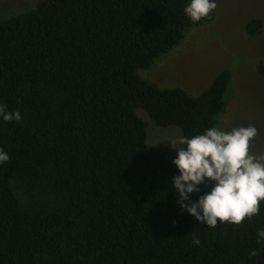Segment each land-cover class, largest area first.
<instances>
[{
	"label": "trees",
	"instance_id": "trees-1",
	"mask_svg": "<svg viewBox=\"0 0 264 264\" xmlns=\"http://www.w3.org/2000/svg\"><path fill=\"white\" fill-rule=\"evenodd\" d=\"M188 3L41 0L0 19V104L22 116L0 117L9 155L0 164V264H264L256 235L264 201L239 226L210 228L182 211L177 151L149 145L137 114L176 125L184 138L218 127L229 70L198 95L138 72L211 19L192 22ZM245 28L256 36L263 20Z\"/></svg>",
	"mask_w": 264,
	"mask_h": 264
},
{
	"label": "rangeland",
	"instance_id": "rangeland-1",
	"mask_svg": "<svg viewBox=\"0 0 264 264\" xmlns=\"http://www.w3.org/2000/svg\"><path fill=\"white\" fill-rule=\"evenodd\" d=\"M41 0H0V19L35 8ZM209 21L190 27L180 45L139 75L156 82L161 88L181 87L198 95L222 70L230 72L227 103L218 127L231 130L254 125L258 135L250 152L264 154V0H217ZM263 20V30L256 36L246 33L252 18ZM263 70V72H261ZM137 114L146 121V142L167 146L183 139L176 125L157 126L143 109Z\"/></svg>",
	"mask_w": 264,
	"mask_h": 264
},
{
	"label": "clouds",
	"instance_id": "clouds-1",
	"mask_svg": "<svg viewBox=\"0 0 264 264\" xmlns=\"http://www.w3.org/2000/svg\"><path fill=\"white\" fill-rule=\"evenodd\" d=\"M217 0H190L183 9L192 22L206 19L217 8ZM0 117L4 121H20L19 110L8 112L0 104ZM258 135L254 125L223 130L212 126L203 134L171 142L173 148H180L172 163L179 171L172 178L173 187L178 193L177 203L197 221L210 228L229 223L241 225L246 219L251 221L260 214V202L264 201V154L250 152L251 142ZM9 161V155L0 149V164ZM211 190L192 201L190 194L199 193L200 186ZM257 243L264 242V229H257ZM191 243L200 245L198 237ZM251 250L249 256H258Z\"/></svg>",
	"mask_w": 264,
	"mask_h": 264
}]
</instances>
